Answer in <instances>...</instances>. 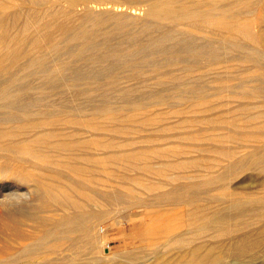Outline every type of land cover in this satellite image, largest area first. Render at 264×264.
Instances as JSON below:
<instances>
[{"label":"rangeland","instance_id":"1","mask_svg":"<svg viewBox=\"0 0 264 264\" xmlns=\"http://www.w3.org/2000/svg\"><path fill=\"white\" fill-rule=\"evenodd\" d=\"M13 1L0 0L2 4L13 5L12 8L0 13V23H4L3 27H0V36L3 35L9 40L13 36H23L20 32L26 19L40 14L41 22H46L51 20L53 15L65 12V7L68 6L62 0L14 1L18 3ZM93 1L82 0L76 4L75 9L78 12L86 9L87 6L93 5L95 2ZM104 2L116 3L117 1L106 0ZM151 2L152 0H118L117 3L126 7L133 6L145 10ZM44 6L46 7L44 8ZM51 13L52 15H50ZM79 16L67 15L68 18L66 17L63 20L65 24L67 23L66 25L78 28L82 24L81 22L88 20L86 17L81 18ZM81 28H83V25ZM32 30L33 27H28L24 34L28 36L32 33ZM84 30L88 32L90 29ZM183 30V28L179 30V26L170 22L158 23L146 29L127 24L122 27L113 24L104 25L96 33L95 46L89 48L80 56H71L78 48L77 42L64 45L63 39L58 37L55 40V43L59 44L58 49L47 51L42 59L41 66L33 65L28 68H25V64L34 54L32 52L26 53L27 46L20 44L17 48L21 46V50L25 54H21L13 65L10 61H7L6 69L0 71V86L6 84L7 91L12 95L7 101H0V119L10 116L11 110L8 106L15 108L17 112L20 109H25L29 113V119L34 120L30 125H26L27 128L31 126L30 128L34 127L31 130L55 128L63 132L75 131L79 135L65 136V139L78 140L79 136L81 139L88 134L84 133L86 128L66 123L64 121L66 117L62 116L63 113L70 114L71 118L75 119H79V116L80 118H89L104 107L119 109L131 102H138L146 106V111L144 109L140 114L166 115L168 121L163 120L156 123L157 125L143 127L141 131L129 136L110 135L94 131L93 135L105 139L115 138V140L118 139L117 141L127 139V141L135 143L133 145L135 148L145 149L152 145V147L155 146L160 149H173L175 146L189 145V142L182 140L184 139V133L190 130H203L207 126L209 118L240 114L242 111L237 112V109H235L237 106L248 105L250 107L248 110L253 113L264 111V105H261L260 102L261 99L233 96L222 98L223 101L226 100L227 104L229 103L226 108L220 106L215 109L208 108L207 111L206 108L202 112L203 114L174 113L177 109L183 108V104H186V102L180 100L181 94L192 95L194 98L198 95H205L211 100H217L216 90L225 83H220V78L226 72L225 66L227 70L229 69V72L225 74L229 76L230 82L227 81L228 85H237L249 79L248 75L244 73V69L249 67L248 63L241 64L229 61L206 66L203 55L205 47L204 33L197 35L190 32L186 33ZM165 32H169L166 38H164ZM45 33L46 31H43L41 34L44 35ZM152 41H157L158 44H155L156 46L150 45L149 43ZM186 41L188 42L186 43ZM12 45L13 41L7 42V53H10ZM200 46H202L201 49ZM187 49L192 52L184 53L178 58L167 57L172 52ZM235 57V52H231L226 56L228 60ZM158 98L163 101L157 102ZM150 110L152 111L150 112ZM147 111L149 112L147 113ZM45 115H53L54 119L62 121H59L56 125L41 124L44 120L40 121L37 118ZM193 118H197L199 121L189 125L187 122ZM98 121H102V119ZM9 124L1 123L0 130L12 127L16 129L21 125L18 123ZM12 139L16 140L17 138ZM204 146L209 147L212 144L209 141L198 142L193 146L198 153L181 155L177 159L208 157L207 153L200 151ZM117 150V148L112 149V151ZM242 153L241 151L239 154ZM93 157L95 158L94 155ZM246 161V156H243L242 163ZM115 171L118 174L112 172L114 175H135L134 172ZM225 172L222 164L215 165L209 170L195 168L190 171L189 169L180 172V178L177 181L169 184L165 183L164 186L155 188L157 190H150L151 192H148V189L133 186L136 191L132 188L134 196H131V199L127 196L131 193L125 187L121 188L118 185L121 179L116 177L114 179V176L106 179L108 176L105 174L96 173V178L99 177L100 179L95 178L96 183L91 187V193L80 196L79 199L84 203L86 202L89 212L91 211L92 214L94 213L100 217L99 227L104 229L99 244L102 254L111 259L108 262L100 263L95 260L99 254L95 253L94 250H89L88 246L85 249L86 245L80 243L81 234L76 235L75 233L71 237L75 243L74 246L73 244L71 246L69 240L58 241L59 245L55 247L56 241H52L54 237L48 239V245L43 244L42 240L49 229L61 223V219L65 214L72 213L73 209L65 210L58 203L49 201L46 195L34 186L35 177L39 174V171L31 170L27 163L24 164V162L11 161L6 157H0V196L12 191L26 192L29 187L34 193L32 205L24 211L9 215L0 214V264H163L167 261H170V264H177L176 260L182 254L181 249L184 246L190 248L209 245L217 247L215 252H218L222 250L221 246H227L237 235L245 232L256 235L257 238L259 236L256 247L241 253L231 252L228 257L217 264H264V220L261 217V215L264 216V170L254 166L244 170V172H238L236 176L230 179L229 185L234 184L233 186H237L239 192L247 190L252 193L249 200L246 199L247 197L243 193H236L234 198L223 197V191L219 188L214 190V187L197 192L189 191L188 195L194 197L189 205L178 203L175 200H164L158 203L155 199L159 195L170 191L173 185L178 186L187 181L189 176L191 177L190 181L199 182L203 178L212 177L211 179H216ZM154 177H149L152 179L149 180L155 181L156 178ZM261 178H263V181H260ZM161 179L159 178L161 182H168L165 178ZM246 180L247 183L244 184L243 182ZM241 181L243 182L240 183ZM111 182L113 184H110ZM97 183H99L98 187L96 186ZM100 183L106 184V186L102 187ZM136 200L140 201L139 204H136ZM130 202L132 204L135 202L136 205H128ZM190 211L198 213L202 218L204 216L206 219L219 217L222 220L209 222V229L197 231L196 224L191 225L187 222L185 215ZM181 216H185L184 219H186L181 225L168 226L169 229L174 230V233L167 236L161 234L158 227L159 222L163 221L166 224L170 219L176 220ZM152 223L155 225V230L152 233L143 231L144 228H147L146 226ZM219 226L230 227L232 231L221 235L214 231Z\"/></svg>","mask_w":264,"mask_h":264},{"label":"bare ground","instance_id":"2","mask_svg":"<svg viewBox=\"0 0 264 264\" xmlns=\"http://www.w3.org/2000/svg\"><path fill=\"white\" fill-rule=\"evenodd\" d=\"M62 1L66 2L68 5L65 7L66 10L64 9L65 12H60V14L56 13L57 15H53L51 20L41 22L40 14L36 15V17L26 19L20 32L23 36H13L10 40L6 39L3 35L0 36V71L6 69L7 61H10L13 65L19 56L25 54V52H32L34 54L25 64V68L33 65L41 66L42 59L46 52L58 49L59 44L55 43L58 37L63 39L64 45L70 42H77L78 48L71 56L78 57L89 48L95 46L94 41L97 35L96 33L99 28L104 25L113 24L114 26L122 27L127 24L135 27H144L146 29L158 23L170 22L179 26V30L183 28V31L186 33L190 32L197 35L204 33L205 47L203 55L206 66L218 62L227 63L229 61L249 64V67H247L248 65L246 66L247 68L244 67V73L248 75V80L238 83L237 85H228L227 81H229V76L225 74L229 72V69L227 70L224 65L226 72H224V76L220 78V83H225L216 90L217 100H211L205 95H198L194 98L192 95L181 94L180 100L186 102V104H183L184 107L177 109L174 113L196 114L204 112L206 108V111L208 108L215 109L220 106H225L226 108L229 103L227 104L225 102L226 100L223 101L222 98L233 96H240L246 99H261V105H264V0H152L148 8L146 7L147 5L145 6L147 8L145 10L133 6L126 7L123 4L117 3L118 0H116V3H106L104 2L106 0H94L95 2L93 1V5L87 6L86 9H82L79 11L80 13L75 8L77 7L76 4L82 0ZM12 7L13 5L0 3V13ZM45 7L46 6H44V8ZM50 15H52V13ZM67 15H80L79 17H86L88 20L81 22L82 24H80L78 28H74L73 26L66 25L67 23L65 24L64 20ZM3 24L4 23H0V27H3ZM82 25L83 28L80 29ZM28 27H33V30L32 33L27 36L24 33ZM84 29L90 30L85 32ZM43 31H46L44 35L41 34ZM168 33L169 32L164 33V38L168 36ZM11 41H13V45L10 53H7L6 48L8 46L6 45L7 42ZM187 42L188 41H186V43ZM20 44H25L27 46V51H22L21 46L17 48ZM149 44L155 45L158 44V42L152 41ZM201 47L202 46H200V49ZM189 51L188 49L184 51L178 50L170 53L167 57L178 58ZM231 52H235L236 57L228 60L226 56ZM230 70H232V68H230ZM11 96L12 95L7 91L6 84L0 86L1 102L7 101ZM161 101L163 100L158 98L157 102ZM145 107L146 106L142 103L131 102L119 109L104 107L94 113L93 117L80 118L79 116V119L71 118L72 116L70 114L63 113L62 116L66 117L64 119L66 123L82 126V128H86L84 133H88L81 139L79 136L78 140H68L65 139V136L79 135V133L75 131L63 132L55 128L31 130L34 127H26V125L28 126L31 122H34V120L32 121L29 119V113L25 109H20L17 112L15 108L8 106L11 110L10 116L0 119V122L5 124L11 123V125L18 123L21 125L16 129L12 127L0 130V157H6V159L11 161L24 162V164L27 163L31 170L39 171V174L35 177L34 186L42 191L49 201L58 203L65 210L70 208L73 209L72 213L65 214L61 219V223L49 229L47 235H45L42 240L44 245H48V239L54 237L52 241H56L57 244H54L55 247L59 245L58 241L62 242L69 240L71 241V246L72 244L74 246L75 243L72 241L71 237H73L75 233L76 235L81 234L80 243L86 245L85 249H87L88 246L89 250H94L95 253L99 254L95 258L96 262L103 263L111 259L107 257V260L105 257L106 255L104 256L102 254L99 244V239H102L101 236L104 234V229L99 227L100 217L94 213L92 214L91 211L89 212L86 202L84 203V201L79 199L80 196L91 193V187L96 183V173L105 174L108 176L106 179H109L110 176H114V179L115 177L121 179L120 183L118 181L116 182L119 183L118 185L121 188L125 187V189L131 193L127 195L131 199V196H134L132 194L133 189L135 190L133 186L141 187L146 190L148 189L149 192L152 189L164 186L165 183L169 184L177 181L180 178V172H185L189 169L191 171L195 168L209 170L215 165L222 164L226 172L218 178H203L202 181L193 182L189 180L191 178L189 176L187 181L182 182L178 186L172 184L173 186L170 191L163 195H157L158 197L155 198L156 201L159 203L164 200H175L178 203L189 205L190 202H192V198H194L188 195L189 191L197 192L213 187L214 190L215 188L221 189V191H223V197L229 196V198H234L236 193H243L245 197H247L246 199L249 200L252 193L247 190L239 192L237 186H233L234 184L231 186L229 185V181L232 177L236 176L238 172H244V170H248L254 166L264 170V111L253 113L248 110V108H250L248 105L237 106L235 109H237V112L239 110L242 111L240 114L209 118L210 120L203 130L191 131L189 129L190 131L184 133V139L182 140L189 142V145H179L173 147V149H160L155 146L152 147V145L145 149L135 148L133 146L135 143L133 141H127V139H124V141H117L118 139L115 140V138L105 139L93 135L94 131L108 133L110 135L129 136L141 131L143 127L157 125L156 123L168 119L165 117L166 115L163 116L161 114H140L144 109L146 111ZM151 111L152 110H150V112ZM148 112L149 111H147V113ZM97 118L102 119V121H98L99 119L96 120ZM37 119H40V121L44 120L41 124L49 123V125H56L59 121H62L60 119L57 121L53 118V115H45ZM198 121L197 118H193L187 123L192 125ZM12 138L17 139L14 140ZM202 141H209L212 144V146H204V148L200 149V151L205 154L207 153L209 155L208 157L200 156V158L192 157L185 160L177 159V157L181 155H190L193 152L198 153L197 149L193 148V146ZM113 148H117L118 150L112 151ZM241 151L243 155L239 154ZM92 152L94 153L92 154ZM243 156L247 158L245 163H242ZM214 163L215 165H213ZM115 170H123L126 173L134 172L135 175H114L112 172L118 174ZM151 176H155L154 178H156V180L151 181L152 179L149 178ZM97 178L100 179L99 177ZM159 178H165L168 182H161ZM262 179L263 178H261L260 181ZM242 182L243 181L240 183ZM243 183H247V180ZM98 184L99 183L96 185L97 187ZM110 184L113 183L111 182ZM100 186L104 187L106 184L100 183ZM139 202L137 201L136 204H139ZM134 203L132 204L130 202L128 205H136ZM142 203L141 201V204ZM185 216L188 224L197 225V231L203 229L207 230L210 228V223L222 220L219 217L206 219L204 216L202 218L194 211H190ZM185 216H181L176 220L170 219L171 221L169 220L166 224L163 221L159 222L158 227L161 230V234L167 236L174 233V230L169 229L168 226L174 227L176 225H181L183 221L186 220L184 219ZM261 217L264 220V216L261 215ZM154 226L155 225L152 223L146 226L147 228H144L143 231L152 233L155 230ZM214 231L223 235L231 233L232 229L230 227L219 226L218 229ZM258 242L259 236L257 238L256 235L245 232L237 235L227 246H221L222 250L218 252H215L217 247H211L209 245L190 248L184 246L181 249L182 254L177 258L176 263L217 264L220 263L222 259L228 257L231 252L241 253L253 249ZM54 245H52V247H54ZM163 264H170V261L164 262Z\"/></svg>","mask_w":264,"mask_h":264},{"label":"clouds","instance_id":"3","mask_svg":"<svg viewBox=\"0 0 264 264\" xmlns=\"http://www.w3.org/2000/svg\"><path fill=\"white\" fill-rule=\"evenodd\" d=\"M33 190L29 187L28 191H12L0 196V214H13L24 211L33 202Z\"/></svg>","mask_w":264,"mask_h":264}]
</instances>
